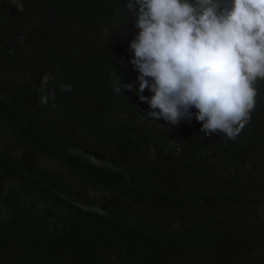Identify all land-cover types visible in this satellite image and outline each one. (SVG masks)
Listing matches in <instances>:
<instances>
[{
    "label": "trees",
    "instance_id": "obj_1",
    "mask_svg": "<svg viewBox=\"0 0 264 264\" xmlns=\"http://www.w3.org/2000/svg\"><path fill=\"white\" fill-rule=\"evenodd\" d=\"M19 2L0 0V264H264V80L235 139L147 118L112 87L139 74L125 0Z\"/></svg>",
    "mask_w": 264,
    "mask_h": 264
},
{
    "label": "clouds",
    "instance_id": "obj_2",
    "mask_svg": "<svg viewBox=\"0 0 264 264\" xmlns=\"http://www.w3.org/2000/svg\"><path fill=\"white\" fill-rule=\"evenodd\" d=\"M124 7L137 30L128 48L139 74L133 83L114 78V91L135 89L147 118L173 125L194 118L205 136L235 139L255 106L253 85L264 80V0H125ZM50 79L41 78V92Z\"/></svg>",
    "mask_w": 264,
    "mask_h": 264
}]
</instances>
